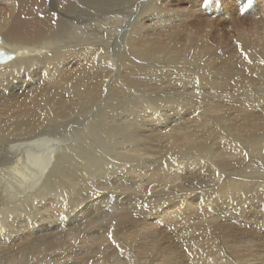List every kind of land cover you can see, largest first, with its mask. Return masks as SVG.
Here are the masks:
<instances>
[{"label":"bare ground","instance_id":"obj_1","mask_svg":"<svg viewBox=\"0 0 264 264\" xmlns=\"http://www.w3.org/2000/svg\"><path fill=\"white\" fill-rule=\"evenodd\" d=\"M100 1L0 0V261L132 217L134 256L173 264L147 240L166 230L204 264H264L249 219H220L264 227V17L229 33L186 0H144L113 46L115 17L71 21Z\"/></svg>","mask_w":264,"mask_h":264},{"label":"rangeland","instance_id":"obj_2","mask_svg":"<svg viewBox=\"0 0 264 264\" xmlns=\"http://www.w3.org/2000/svg\"><path fill=\"white\" fill-rule=\"evenodd\" d=\"M112 1L113 0H103V1H100L98 3H95L96 5L94 4V5L90 6V15H88V14L79 15L78 16L79 19H76V20L73 19L72 15H71V21L73 23L75 22L74 24H76L78 22L77 25H79V24L85 25L84 23H87L89 21V19H90V16H93L95 13H97L94 16L96 18H97V16H100L103 19L108 18V17H109L108 19H113L115 17V20H118V24H117L118 25V29L116 31V37H115V39H113V41L110 40V42L114 46L115 43H117V41L120 38V36L122 34H125L127 32V27L126 26H128V24H130V21L125 16H128L129 17L133 12L139 11L140 6L142 4H145L146 5L147 2L144 3V0H118L117 1L118 4H120V2L122 1L121 4H120V5H122V7H121V6H113L114 3H112ZM198 1L199 0H195V1L194 0H186L185 2H183V5H182V9L181 10L183 12H185L188 15V17L189 16H196L197 15L198 17H200L201 19H203L204 22H205V18H204V14L205 13L207 15L209 14L208 15L209 17H214L213 16V14H214L217 17L213 18L212 22L214 24H217L220 28H226L227 27V30H228L229 33H231V27L234 24L239 23V25H241V26H244L246 24L253 25L252 23L261 22V19H263V17H264V1L263 0H214V1L213 0H211V1L210 0H200L199 2ZM97 4L99 5V7L97 6ZM104 4H106V5H104ZM215 5H217V6H215ZM107 6L109 7V9H108ZM173 6H176L175 3L173 4ZM195 6H197V11L192 9ZM213 7L214 8L216 7V8L213 9ZM121 8L124 9V13L122 12V9ZM205 8L207 9V11H206ZM143 10H144V8H142L140 10V12L143 11ZM225 11L227 12L226 15H224V12ZM99 12L102 13V14H99ZM127 12H129L128 15H126ZM216 12L218 13V15H217ZM109 13H111V14H109ZM120 13H123V14L121 15ZM147 13H148V11L146 12V14ZM228 14H230V16ZM69 17H70V15H69ZM146 20L147 19H145V21ZM121 21H122V23H121ZM146 24H147V22H146ZM120 25H122V26L120 27ZM83 32H84V35H86L87 34V29H84ZM90 34H91L90 35V38H94V41H96L98 39L96 36H94V33H90ZM233 45L236 46L235 49L239 47L237 42H234ZM108 51L110 52V50H108ZM253 57H255L254 59H257V57L255 55ZM175 88H178V91H180L179 90V87H175ZM187 88H188V90H190V89H194L195 90L196 87L195 86H192V87H188L187 86ZM217 175H218V173H217ZM187 193H190V192H187ZM245 205L247 206V204H245ZM144 208L146 209V206L145 205H144ZM245 210H247V208H245ZM144 212H145V210H144ZM233 212H234L235 215L233 214V215H230L229 217L226 216V219H223L224 218V215H226V214L225 213L224 214L221 213L220 219L222 218L221 219L222 222L219 221V223L221 222V224H222L224 222H229V224H232L230 226L240 227L242 225L241 227H244L245 228V225H243V224L246 221L248 222V219H249V222L247 223V226L248 227H246V228H250L253 231H255L254 228H251L252 225L254 227H262L261 224L256 225L253 222L254 218H257V217H255V216H253L254 218L249 217V215L246 213L244 219H239V218H237L238 216L236 215L238 213L236 211H233ZM9 217H11V215H9ZM142 218L143 217H140V219H142ZM232 219H233V221H232ZM237 219H238V221H236ZM245 219H246V221H245ZM258 219L260 220L259 217H258ZM127 220H129V221H127ZM261 220H262V222H264V219L263 218H261ZM130 222H132V223H130ZM134 222L135 221H133V218L132 217H129L124 222V225L125 226L122 225L125 228L124 227H99V225H97L98 227H95V228L94 227L93 228L92 227H85V228L84 227H81L78 230H75V236L78 237V238H75L73 240L72 245L71 244H69V245H63V244H61V242H57V243H53L52 244L51 241H46V242H44V243L41 244V248H40L41 251L40 252L37 253V252L33 251L34 254H35V256L31 252H29L27 254H23L22 256H24V257L22 259L16 260L14 262V264H36V263L37 264H41L43 261L44 262L42 264H86V263L87 264H95V263L96 264H103V263L104 264H124V263L134 264V260L135 259H136V261H135L136 264H140L142 262H143L142 264H152V263L153 264L154 263L155 264H158L159 261H160L159 258H160V255H161L159 252H155L154 253V252L148 251L149 253L146 252V253L142 254L141 256H139V255L138 256L137 255L134 256L136 254V252L133 250V247H135V244H129V240L128 239L131 237L130 235H139L140 236V233L139 232H142V229H141L142 225L140 224V222L139 221H136V223H134ZM231 222H235V224L234 223H231ZM248 224H250V225L252 224V225L249 226ZM130 227H131L132 230L130 229ZM221 227H227V226H221ZM17 228L19 229L20 227H15V229H17ZM158 228L159 227H157V228L155 227L154 231L158 230ZM262 228L263 229H261V230L260 229L257 230L256 233L255 232L253 233V231H245V233L249 235L248 238L250 239L253 236L251 239H253V241L256 242L255 245L258 244V246H260V247L261 246L262 247L264 246V227H262ZM48 229H50V233L51 234L49 233V235L46 236L45 238L43 236H40V240H42V239L45 240V239L49 238L52 235V233H54V231H55V227H48ZM133 229H136V230H133ZM123 230H125V231H123ZM150 230L151 229H147V231H150ZM230 230L232 231L234 229H231L230 228ZM22 231H24V230L21 229L20 232H22ZM134 231L137 232V233H135ZM222 231H224V230H222ZM236 231L239 232L238 229ZM83 232H84V234H83ZM130 232H131V234H130ZM88 233L90 234V239L86 238V235H89ZM157 233H159V232H157ZM167 233L168 232L166 230L165 231L163 230V234L161 233V234H158L156 236L152 235L153 237L150 234V236H148L149 239L147 238V240H151L152 238H155L154 239L155 240L154 241L155 244L157 243V246L159 245L160 247H162L161 249H163L164 252L166 251L165 254L168 253V252H170V251H173L174 254H176L175 257H174L175 259L173 261L174 262L173 264H175V263L176 264H204V263L201 262L202 259H200L198 256H195V257H190L191 255L188 256V254H191V253L185 247H183L181 249V248H178V247L174 246L173 243H175L174 242V236L175 235H172L171 236L170 233H168V234ZM109 234L110 235L112 234V235L109 236ZM256 235H258V236H256ZM102 236H106L108 238L107 239L108 241L107 242H103V244L99 247L98 246V242H101L102 240L101 239H94V238L102 237ZM0 238L3 239L4 237H0ZM64 238L65 237L63 235H60V237H59L60 240H62ZM246 239H247V237L245 238V240ZM261 240H262V242H259ZM75 241H77V242H75ZM86 242H87V244H86ZM29 243H32V242H29ZM115 244H117V245H115ZM121 244H122V246H121ZM175 245H182V244H175ZM25 247H27V245H25ZM116 247H117V249H116ZM43 248H45V249H43ZM47 249L48 250L50 249L51 251L50 250L48 251ZM183 251L185 252V254H184ZM52 252H53L54 255L52 254ZM127 252H128V254L130 256L127 255ZM103 253H106V254L103 255ZM132 253H133V255H132ZM66 254H68L69 257ZM36 255H37V258H35ZM157 255H159V257ZM262 255H264V252H262ZM66 256H67L68 259H66ZM50 257H52V258H50ZM63 257H65V258H63ZM76 257H78V258H76ZM101 257L102 258L104 257V258L102 259ZM127 257H129V259ZM69 258L72 259V261ZM195 258H197L198 260L195 259ZM32 260L35 261V262H33ZM62 260L65 261V262H63ZM127 260H129V261H127ZM186 260H188V261H186ZM192 260H194V263H192L193 262ZM187 262H189V263H187ZM1 263L2 264H9L7 261H0V264Z\"/></svg>","mask_w":264,"mask_h":264},{"label":"water","instance_id":"obj_3","mask_svg":"<svg viewBox=\"0 0 264 264\" xmlns=\"http://www.w3.org/2000/svg\"><path fill=\"white\" fill-rule=\"evenodd\" d=\"M0 41H1V40H0ZM1 55H2V53L0 52V62H3L4 59H5V57H2Z\"/></svg>","mask_w":264,"mask_h":264}]
</instances>
